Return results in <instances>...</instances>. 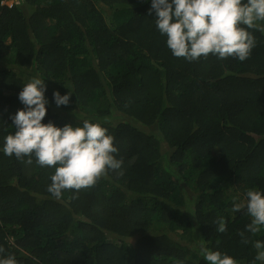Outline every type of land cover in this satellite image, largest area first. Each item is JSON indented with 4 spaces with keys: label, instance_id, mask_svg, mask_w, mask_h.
<instances>
[{
    "label": "trees",
    "instance_id": "trees-1",
    "mask_svg": "<svg viewBox=\"0 0 264 264\" xmlns=\"http://www.w3.org/2000/svg\"><path fill=\"white\" fill-rule=\"evenodd\" d=\"M149 8L150 0L0 6V143L24 107L23 85L38 77L43 123H100L123 159L121 170L55 198L54 168L0 153V255L18 264H208L203 245L261 264L253 243L264 228L242 242L251 217L232 204L264 190V32L250 30L256 46L245 61L188 62L171 54ZM54 91H70L69 105L57 107Z\"/></svg>",
    "mask_w": 264,
    "mask_h": 264
},
{
    "label": "clouds",
    "instance_id": "clouds-1",
    "mask_svg": "<svg viewBox=\"0 0 264 264\" xmlns=\"http://www.w3.org/2000/svg\"><path fill=\"white\" fill-rule=\"evenodd\" d=\"M4 0L0 1V6ZM148 3L149 0H144ZM19 4L8 8L23 5ZM155 13V27L166 37V47L177 58L194 62L209 55L245 61L256 46L250 30L264 32V0H150L149 14ZM45 80L33 77L18 94L24 106L10 117L14 131L0 143V153L27 158L26 163L54 168L47 191L60 198L64 190H80L93 186L109 171L122 169L123 159L117 158L114 136L100 123L82 120L81 126L65 124L58 127L43 123L48 100ZM72 94L53 92L57 107L68 106ZM244 202L233 199L232 212L242 209L251 217L250 223L239 234L248 243L245 232L256 234L264 228V190L250 188ZM224 217L218 220V232H225ZM255 261L264 264V240L253 243ZM4 249L0 247V253ZM200 254L208 264H237L226 252L201 245ZM0 264H18L14 255H0Z\"/></svg>",
    "mask_w": 264,
    "mask_h": 264
},
{
    "label": "rangeland",
    "instance_id": "rangeland-1",
    "mask_svg": "<svg viewBox=\"0 0 264 264\" xmlns=\"http://www.w3.org/2000/svg\"><path fill=\"white\" fill-rule=\"evenodd\" d=\"M155 131H156V130H155ZM155 131H153V130L150 129L149 133L154 134ZM162 148H163L164 151L168 150L167 146H165V145H163ZM170 228H171V227H170ZM171 235H172V237H175V238L177 239V235H176V234H171ZM181 242H182L184 245H188L189 248H191V249L198 248V245H197V244H194V242H193L192 240L183 239V240H181Z\"/></svg>",
    "mask_w": 264,
    "mask_h": 264
},
{
    "label": "built area",
    "instance_id": "built-area-1",
    "mask_svg": "<svg viewBox=\"0 0 264 264\" xmlns=\"http://www.w3.org/2000/svg\"><path fill=\"white\" fill-rule=\"evenodd\" d=\"M22 0H4L2 3L6 4L8 7H12L14 5H17L20 3Z\"/></svg>",
    "mask_w": 264,
    "mask_h": 264
}]
</instances>
